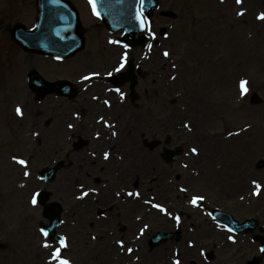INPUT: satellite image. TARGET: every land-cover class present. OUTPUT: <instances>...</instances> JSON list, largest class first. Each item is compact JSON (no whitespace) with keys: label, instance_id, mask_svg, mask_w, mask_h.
<instances>
[{"label":"rangeland","instance_id":"obj_1","mask_svg":"<svg viewBox=\"0 0 264 264\" xmlns=\"http://www.w3.org/2000/svg\"><path fill=\"white\" fill-rule=\"evenodd\" d=\"M72 1L87 31V46L76 58L57 61L26 53L10 38L15 23L34 26L36 0H0V264H49L59 247L40 232L48 222L41 206L30 203L36 190L49 193L64 209L58 232L67 238L61 255L70 264H173L175 259L181 264H246L259 254L257 234L234 235L217 226L208 210L221 209L240 222L255 218L264 238V168H257L264 161V20L257 19L264 0H159L158 11L174 12L177 18L157 12L156 44L152 40L151 48L129 53L142 70L139 100L133 104L127 98L116 110L104 101L117 103L120 96L105 93L103 79V84L91 82L92 87L88 81H74L112 70L118 49L110 52L111 36L84 0ZM240 11L243 16L237 15ZM161 27L167 29L163 37ZM31 70L49 81L77 83L80 95L39 99L27 85ZM242 79L248 81L243 96ZM123 89L129 91L128 86ZM256 100L260 102L254 104ZM17 106L23 116L17 115ZM105 121L114 125L108 133L102 132ZM69 123L75 127L68 129ZM228 132L239 135L229 137ZM167 136L172 147L184 148L171 166L162 162V148L147 147ZM78 138L88 139L89 146L74 151ZM193 147L199 155L191 152ZM13 155L29 161V177H23ZM58 165L55 181L39 178L43 169ZM95 174L111 190H101ZM253 181L261 186L258 195ZM80 184L98 192L77 199ZM194 195L205 197L202 208L190 203ZM155 203L172 217L152 208ZM177 214L179 225L173 218ZM158 232L173 233V238L151 247L150 238ZM45 240L53 247H43Z\"/></svg>","mask_w":264,"mask_h":264},{"label":"water","instance_id":"obj_2","mask_svg":"<svg viewBox=\"0 0 264 264\" xmlns=\"http://www.w3.org/2000/svg\"><path fill=\"white\" fill-rule=\"evenodd\" d=\"M138 4V0H122V3H117L116 0H99L98 8L105 24L112 31L116 32L124 29L127 34L126 38L134 39L142 31L140 22L136 19ZM155 6V0H145L143 10L150 15ZM37 17L35 30L27 31L23 26L16 25L11 31L14 40L24 49L44 55L67 58L83 48L77 13L65 0H38ZM29 82L32 87L42 86V81L36 73L30 75ZM55 87V90H63L64 93H68L70 90V86L63 82L57 83ZM177 152L166 150V161L172 163L178 160L180 150ZM54 174V169H47L42 175L44 178L52 179ZM42 201H47L45 196H42ZM59 213L60 207L55 205L53 214H48L52 224L50 231L57 226L58 220L54 214ZM216 215L217 221L229 225L237 232L258 229V223L254 220H248L244 224L238 225L229 215L220 212H217ZM55 237L58 238L56 235ZM169 238H171V235L158 234L153 238L152 244H157L158 241ZM262 248H264V243ZM260 262L261 258H257L251 264H259Z\"/></svg>","mask_w":264,"mask_h":264},{"label":"snow or ice","instance_id":"obj_3","mask_svg":"<svg viewBox=\"0 0 264 264\" xmlns=\"http://www.w3.org/2000/svg\"><path fill=\"white\" fill-rule=\"evenodd\" d=\"M116 2L117 3H122V0H116ZM138 3H139V8L136 11V19L140 22L141 28H144L146 26V23H150V22H147L146 21V18L144 16L143 9H144V5H145V0H138ZM236 3L237 4H242L243 3V0H236ZM89 4L91 5L93 14L96 15L99 18L100 17V12L97 10V0H89ZM237 15L238 16H243L244 15V12L243 11L237 12ZM257 19L264 20V12H261L258 15ZM152 35H153V37H155V33L154 32L152 33ZM109 43L118 44V43H120V41H118V40H109ZM123 47L124 48H128V45L127 44H124ZM149 48H151V45H149ZM163 55L165 57H167V56H169V52L164 51ZM56 59L57 60H60V59H62V57L57 56ZM127 59H128V53L127 52H124V54L121 57V60H120V62L118 64V66L114 67L113 68V71L112 72H108L107 75L108 76H112L113 75V72H116V73L121 72V70H123L125 68V65L127 63ZM173 67H176V65L173 64ZM99 75L100 74L98 72H92V73H90L88 75L81 76V80L82 81H89L93 77H96V76H99ZM171 78L172 79H175L176 77L173 76ZM247 84H248V81L247 80L242 79L240 81V88H241V95L242 96L248 91V88L246 87ZM115 91L118 92V93H120L121 98L124 97V93L121 92V90L119 88H116ZM94 99H98V97H94ZM104 103L106 105L111 106L110 105V102L107 101V100H105ZM15 111H16L17 115L23 116V111H22V109H21L20 106H17ZM76 116H77V118H79V113H76ZM100 119L103 120L104 118L101 117ZM105 124H106V126L114 127V125H108L107 124V121H105ZM74 127H75V125H73L72 123H69L67 125V128L68 129H73ZM184 127L187 128L189 131L191 130V126L188 123H185L184 124ZM33 135L39 136L40 133L39 132H35V133H33ZM96 135H97V138H98L99 137V133H97ZM112 135L115 136V135H117V133L114 131L112 133ZM233 135H239V132H236V133L228 132V136L229 137H231ZM191 152L193 154H195V155H199V150L196 147L191 148ZM93 155H95V153H93ZM109 156H110V153L109 152L106 151V152L103 153V158L105 160H108L109 159ZM11 159L15 163H17V164H19V165H21L23 167V169H24V171H23V177L26 178V177H29L31 175L30 171L28 170L29 169V161L28 160H26L24 158H21V157H18L16 155H13L11 157ZM184 167H187V165H184ZM252 183L256 185V189H257V191L254 192L253 194L254 195H258L259 194V189H260L261 186L256 181H253ZM19 186L21 188H23L25 185L23 183H21ZM79 188L82 191H81V194L79 196H77V199H83L84 197H87L90 192L91 193H97L98 192V190L95 189V188H88L87 190H84L85 189V185H83V184H80L79 185ZM180 191L187 192L188 189L185 188V187H181L180 188ZM116 195H120V193L117 192ZM127 195L128 196H132L133 193L132 192H128ZM135 195L136 196H139L140 193L137 192V193H135ZM39 197H40V191L39 190L34 191L31 194V198H30L31 205L36 206L39 203ZM204 199H205V197L203 195H194L191 198L190 203L192 205H197L199 201H202ZM146 203H151V201H146ZM152 207H154L156 209H159L161 212L166 213L170 217H172V215H173L165 207H163V205H161L159 203L152 204ZM173 218L175 219L177 225H179L180 224V221H181V217L177 214ZM137 219H140V218L137 217ZM147 227H148V225L145 224L144 227L140 229V233L143 234L144 231H145V229ZM228 230L229 231H232V229H228ZM40 231L43 234V236H45V237H48L49 236V232L46 229L41 228ZM93 239H95V237H93ZM228 239L229 240H234V238L232 236H229ZM58 243H59V247H55L54 250L51 252L49 264H52V262H55V264H70V261L67 260V259H65V258H63L62 255H61L62 249H64V248L67 247V238L66 237H60ZM117 243L123 249V247H124V241L123 240H119V241H117ZM189 246L190 247L193 246V244H192L191 241L189 242ZM43 247H45V248H52L53 245L51 243H49L48 240H45V242L43 244ZM261 251L264 252V248H261ZM127 252L129 254H131L133 252V249L132 248H128L127 249ZM177 255H178V253H177ZM137 259H139V257H137ZM173 264H181V261L179 259H175V260H173Z\"/></svg>","mask_w":264,"mask_h":264}]
</instances>
